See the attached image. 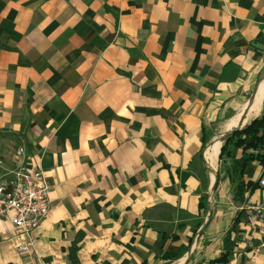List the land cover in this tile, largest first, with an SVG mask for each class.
<instances>
[{"label": "crops", "instance_id": "obj_1", "mask_svg": "<svg viewBox=\"0 0 264 264\" xmlns=\"http://www.w3.org/2000/svg\"><path fill=\"white\" fill-rule=\"evenodd\" d=\"M263 113L264 0H0V177L53 186L0 264H264L263 167L220 158Z\"/></svg>", "mask_w": 264, "mask_h": 264}, {"label": "built area", "instance_id": "obj_2", "mask_svg": "<svg viewBox=\"0 0 264 264\" xmlns=\"http://www.w3.org/2000/svg\"><path fill=\"white\" fill-rule=\"evenodd\" d=\"M22 150L19 151V154ZM264 187V179L260 181ZM52 183L45 172L39 168L30 172L24 168H15L0 177V222L13 215L14 226L24 234L35 231L48 217L51 211ZM246 220L250 226L257 227L264 237V207L249 196L243 206ZM30 241L19 249L20 253L31 251ZM264 247V243H263Z\"/></svg>", "mask_w": 264, "mask_h": 264}, {"label": "trees", "instance_id": "obj_3", "mask_svg": "<svg viewBox=\"0 0 264 264\" xmlns=\"http://www.w3.org/2000/svg\"><path fill=\"white\" fill-rule=\"evenodd\" d=\"M235 148L242 151L246 162L260 163L264 171V113L242 129L234 130L233 134L224 142L220 158L225 155L231 157ZM243 171L244 169L239 167L236 161L227 169V173L236 183L237 195L240 198L243 197L246 188L256 187L255 184L243 180Z\"/></svg>", "mask_w": 264, "mask_h": 264}, {"label": "water", "instance_id": "obj_4", "mask_svg": "<svg viewBox=\"0 0 264 264\" xmlns=\"http://www.w3.org/2000/svg\"><path fill=\"white\" fill-rule=\"evenodd\" d=\"M234 132V131H233ZM233 132H230L229 134H227V135H225L224 137H223V141L225 142L232 134H233Z\"/></svg>", "mask_w": 264, "mask_h": 264}]
</instances>
